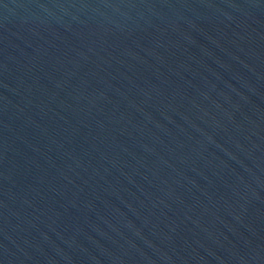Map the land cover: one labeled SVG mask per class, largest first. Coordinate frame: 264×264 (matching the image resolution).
Masks as SVG:
<instances>
[{
  "label": "water",
  "instance_id": "1",
  "mask_svg": "<svg viewBox=\"0 0 264 264\" xmlns=\"http://www.w3.org/2000/svg\"><path fill=\"white\" fill-rule=\"evenodd\" d=\"M0 264H264V0H0Z\"/></svg>",
  "mask_w": 264,
  "mask_h": 264
}]
</instances>
